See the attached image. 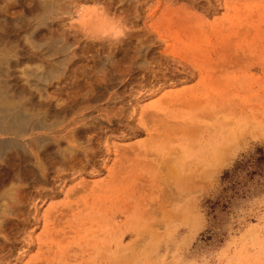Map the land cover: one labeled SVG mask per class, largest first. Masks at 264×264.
<instances>
[{
    "label": "rangeland",
    "instance_id": "1",
    "mask_svg": "<svg viewBox=\"0 0 264 264\" xmlns=\"http://www.w3.org/2000/svg\"><path fill=\"white\" fill-rule=\"evenodd\" d=\"M69 6L34 17L71 46L0 158V264H264V0Z\"/></svg>",
    "mask_w": 264,
    "mask_h": 264
},
{
    "label": "bare ground",
    "instance_id": "2",
    "mask_svg": "<svg viewBox=\"0 0 264 264\" xmlns=\"http://www.w3.org/2000/svg\"><path fill=\"white\" fill-rule=\"evenodd\" d=\"M72 2L0 0V158L6 161L25 155L27 150L32 152L31 147L27 146L32 141L22 140L23 134L32 129L47 128L46 123L36 118L31 101H25L22 92L30 86L38 90L43 88L42 82L47 81L48 77H62L71 46L63 33L53 35L49 42L40 40L41 31L35 27L34 17L38 13L43 27L47 29L49 16L64 14ZM33 137L34 146L35 142H44L49 136L39 132ZM16 196L12 195L13 203L17 201ZM1 200L0 216L6 209ZM12 204L9 205L10 209L13 208Z\"/></svg>",
    "mask_w": 264,
    "mask_h": 264
}]
</instances>
